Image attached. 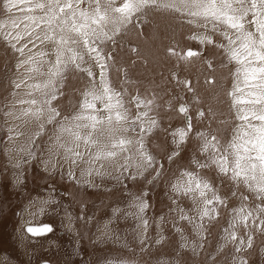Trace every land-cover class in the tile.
Masks as SVG:
<instances>
[{
	"label": "rangeland",
	"instance_id": "rangeland-1",
	"mask_svg": "<svg viewBox=\"0 0 264 264\" xmlns=\"http://www.w3.org/2000/svg\"><path fill=\"white\" fill-rule=\"evenodd\" d=\"M188 2L0 0V264L109 254L124 264H264V99L245 79L260 62L241 39L251 33L259 48L253 11L264 5L228 0L237 30L212 11L191 15ZM49 108L96 141L81 142L85 160L97 148L119 154L106 179L89 177L98 188L70 179L59 157L44 170ZM41 123L35 158L14 168L8 127L27 137ZM145 192L150 206L137 215L130 205ZM41 221L54 231L25 232Z\"/></svg>",
	"mask_w": 264,
	"mask_h": 264
},
{
	"label": "snow or ice",
	"instance_id": "snow-or-ice-1",
	"mask_svg": "<svg viewBox=\"0 0 264 264\" xmlns=\"http://www.w3.org/2000/svg\"><path fill=\"white\" fill-rule=\"evenodd\" d=\"M261 5H264V0H259ZM220 4L222 7H216L215 0L213 3L212 8V14L215 15L217 18L224 20H228L230 22H234L236 18L234 16L228 15L227 12L224 11L225 8L229 7L228 0H220ZM253 23L257 26V31L259 33V48H257V41L253 37L251 33L247 34V36L241 37L242 40H244V43L242 44L243 52L248 57H255L260 63L257 64L255 67H252L250 64L247 65L244 69L245 72V79L250 82H258L254 84V87L259 88V93H252L253 95H259L262 99H264V7L254 9L253 11ZM37 117H39V113L35 114ZM261 121H264V115H261L258 117ZM73 131V125L69 124L67 126V134H72ZM261 135L258 138L259 143L257 145L258 150L260 152V155L258 159L264 164V127L261 129ZM24 137L23 143L20 147H17V138ZM8 142L11 145V147L7 150L8 154L10 156V161L13 162L14 168H21L23 164L30 162L32 159L35 158L36 152L33 150V145H36V138L33 136H27L25 137L24 134L17 130L16 126H10L8 127ZM91 138H89V141H86L84 137H80L79 143H84L85 146L89 145ZM121 145L125 143V141L121 140L119 142ZM37 147V145H36ZM62 151V148L59 144L52 146L48 149V159L44 160V166L47 169L54 170L58 166L57 157L60 158V152ZM16 152L17 156L12 157V153ZM27 156V160H24L23 157ZM88 157H91V159H84V155L77 152L76 156L73 157L74 163H71L68 166V172L67 175L70 179H76V170L79 169V171H82V168L80 167L81 164H84L86 162L87 164V174L92 175L95 174L97 169L95 167L94 161L100 160L103 157L98 153H88ZM64 162V161H63ZM15 180L17 183L20 182V176H16ZM89 187H95L91 181H87ZM148 193L145 192L142 197L139 200H135L130 207H134L136 209V214H142L146 211L147 207L150 206V203H148ZM48 203H54L52 200H44L41 201L42 205H46ZM44 211V208H40V212L42 213ZM120 208H114L113 214L120 213ZM131 215V213H129ZM26 232L32 235L33 237H39L47 235L54 231V228L51 224H39V225H29L26 227ZM109 264H124L125 258L122 256H113L112 254H109L106 257ZM42 264H48L47 261H43Z\"/></svg>",
	"mask_w": 264,
	"mask_h": 264
},
{
	"label": "clouds",
	"instance_id": "clouds-1",
	"mask_svg": "<svg viewBox=\"0 0 264 264\" xmlns=\"http://www.w3.org/2000/svg\"><path fill=\"white\" fill-rule=\"evenodd\" d=\"M214 0H189L187 4L181 5L182 7H186L191 15H200L202 13L207 14L208 12L212 11ZM217 18V17H216ZM219 19V18H217ZM224 23L230 27L235 28L237 30L243 29L244 25L239 22H230L228 20H224ZM44 115L47 116V123L52 124L54 126L53 130L51 131V134L47 135V140L45 141L47 152L48 149L51 148L54 145L59 144L62 148V151L60 152V159L64 161L65 164L68 166L71 163H74L73 157L76 156L77 152L82 153L79 151L81 148V144L79 143L80 134L78 132H74L72 134H67V126L71 124V122L76 119L77 117H61V114L57 108H49L45 110ZM59 118V119H58ZM27 123V122H26ZM119 129L113 128L111 129V133L114 134ZM24 134V133H23ZM45 135V128L44 124L41 123L38 125V128L36 131L31 132L30 136H33L34 138H40L41 136ZM90 135L84 136V139L86 141H89ZM90 145L96 146V141L90 140ZM37 148H39V145H37ZM95 153L100 154L103 157V160L105 163H100L99 167H96L97 171L95 174L88 175L87 174V164L86 162L83 164L84 166L81 167L82 171L80 172L79 177L76 176L77 182H82L84 184H87V181H91V183L95 186L94 188H98L99 184L96 182L95 179H89L91 176L100 177L101 180L106 179L109 175L106 171L105 164L107 166H117L118 167V153L115 151H103L100 148H97V151ZM91 159V157H88ZM149 159H152L149 157ZM97 161H94V164L96 165ZM162 166V163H161ZM45 171H48L51 174V170L44 168ZM100 239V238H98ZM104 249L108 247L107 242L105 241L103 243ZM106 255H100L96 259V264H109V262L106 259Z\"/></svg>",
	"mask_w": 264,
	"mask_h": 264
},
{
	"label": "water",
	"instance_id": "water-1",
	"mask_svg": "<svg viewBox=\"0 0 264 264\" xmlns=\"http://www.w3.org/2000/svg\"><path fill=\"white\" fill-rule=\"evenodd\" d=\"M194 52V50L193 49H191V48H186L184 51H183V53H185L187 56L190 54V53H193ZM184 118H185V116H184ZM185 120V119H184ZM186 121V120H185ZM39 224H50V223H48L47 221H45V222H39V223H32V222H28V223H25V225H24V230L26 229V227L27 226H29V225H39ZM25 232H26V230H25ZM29 234V233H28ZM43 261H47V260H41V261H39V263L38 264H42V262ZM48 262V261H47Z\"/></svg>",
	"mask_w": 264,
	"mask_h": 264
},
{
	"label": "bare ground",
	"instance_id": "bare-ground-1",
	"mask_svg": "<svg viewBox=\"0 0 264 264\" xmlns=\"http://www.w3.org/2000/svg\"><path fill=\"white\" fill-rule=\"evenodd\" d=\"M196 51H194V53H195ZM189 55H192V54H189ZM185 118L187 119V121H189L190 120V118L186 115L185 116ZM51 224V223H50ZM28 234V233H27ZM29 236H30V234H28ZM32 236V235H31Z\"/></svg>",
	"mask_w": 264,
	"mask_h": 264
},
{
	"label": "crops",
	"instance_id": "crops-1",
	"mask_svg": "<svg viewBox=\"0 0 264 264\" xmlns=\"http://www.w3.org/2000/svg\"><path fill=\"white\" fill-rule=\"evenodd\" d=\"M52 225V224H51Z\"/></svg>",
	"mask_w": 264,
	"mask_h": 264
}]
</instances>
